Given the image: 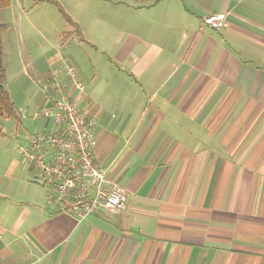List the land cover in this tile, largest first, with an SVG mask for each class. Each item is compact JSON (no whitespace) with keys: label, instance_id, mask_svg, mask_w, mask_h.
<instances>
[{"label":"crops","instance_id":"1","mask_svg":"<svg viewBox=\"0 0 264 264\" xmlns=\"http://www.w3.org/2000/svg\"><path fill=\"white\" fill-rule=\"evenodd\" d=\"M138 9L149 18L107 47L70 19L62 35L76 38L44 40L41 59L28 52L34 81L56 72L60 91L96 120L95 155L127 189L126 206L83 220L56 212L24 162L9 163L0 264H264V0H140ZM211 13L225 24H205ZM87 48L104 57L83 58ZM39 88L33 109L49 104Z\"/></svg>","mask_w":264,"mask_h":264},{"label":"rangeland","instance_id":"2","mask_svg":"<svg viewBox=\"0 0 264 264\" xmlns=\"http://www.w3.org/2000/svg\"><path fill=\"white\" fill-rule=\"evenodd\" d=\"M139 1L11 0L9 7L0 9V22L7 25L2 35L3 59L7 73L5 86L10 91L16 108L14 115L0 114V127L2 128L0 174L9 163L21 162L23 164L21 154L18 152V145L25 144L31 134L42 130L43 121L34 120L29 116L35 110L34 106L36 107L39 102L42 94L39 87L42 85L37 84L33 76L30 75L28 52L30 51L33 56L41 59V48L46 45L44 40H51L63 47L71 39L77 37L73 32H64L62 35L63 30L72 31L73 29L65 14L74 22L85 26L87 34L91 38L107 47L112 42L111 39L115 38L122 30L127 28L138 31V21L149 18L145 17V14L142 13L143 10L138 9ZM87 27L89 28L87 29ZM110 47L107 50L114 51ZM80 54L83 58L92 55L104 57L100 50L93 48H87ZM105 58L108 59L107 55ZM42 66L45 70L52 71L55 68L59 70L62 62L54 66L43 63ZM69 68L70 64L67 62L64 69L72 77ZM35 92V97H32ZM21 108L23 110L20 111ZM17 173L19 172L17 171Z\"/></svg>","mask_w":264,"mask_h":264},{"label":"built area","instance_id":"3","mask_svg":"<svg viewBox=\"0 0 264 264\" xmlns=\"http://www.w3.org/2000/svg\"><path fill=\"white\" fill-rule=\"evenodd\" d=\"M203 22L219 28L225 24L226 15L210 14ZM69 71L75 88L83 93L84 83L72 68ZM59 86L56 72L42 83L49 104L36 108L31 117L43 121V128L18 145V152L32 171V181L46 189L56 212L78 220L91 214L119 212L126 206L128 191L109 176L95 155L96 120L89 118L78 97L62 93Z\"/></svg>","mask_w":264,"mask_h":264},{"label":"trees","instance_id":"4","mask_svg":"<svg viewBox=\"0 0 264 264\" xmlns=\"http://www.w3.org/2000/svg\"><path fill=\"white\" fill-rule=\"evenodd\" d=\"M39 1H47V0H39ZM11 5V0H0V9L7 8ZM65 14V12L63 11ZM68 20L67 14H65ZM7 25L0 22V114L2 115H14L16 114L15 103L13 101L12 95L10 91L5 86L6 81V68L4 66V59H3V42H2V35L6 30ZM2 133V128L0 127V134Z\"/></svg>","mask_w":264,"mask_h":264}]
</instances>
